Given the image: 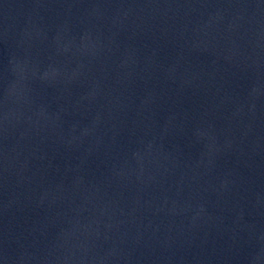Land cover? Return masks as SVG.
Here are the masks:
<instances>
[{
	"label": "water",
	"instance_id": "1",
	"mask_svg": "<svg viewBox=\"0 0 264 264\" xmlns=\"http://www.w3.org/2000/svg\"><path fill=\"white\" fill-rule=\"evenodd\" d=\"M0 264H264V0H0Z\"/></svg>",
	"mask_w": 264,
	"mask_h": 264
}]
</instances>
